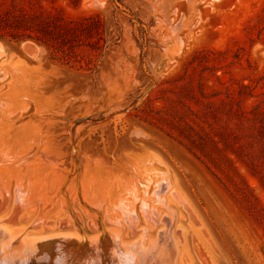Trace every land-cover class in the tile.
<instances>
[{"label":"rangeland","instance_id":"obj_1","mask_svg":"<svg viewBox=\"0 0 264 264\" xmlns=\"http://www.w3.org/2000/svg\"><path fill=\"white\" fill-rule=\"evenodd\" d=\"M0 228L264 264V0H0Z\"/></svg>","mask_w":264,"mask_h":264},{"label":"water","instance_id":"obj_2","mask_svg":"<svg viewBox=\"0 0 264 264\" xmlns=\"http://www.w3.org/2000/svg\"><path fill=\"white\" fill-rule=\"evenodd\" d=\"M126 249L128 250L125 253L121 252V257L116 250L111 256V264L114 261L121 264H159L156 261H148L147 258L151 259L148 254H140L128 259L125 254L130 250ZM159 259L164 264H170V260L166 262ZM0 264H80V260L75 255V250L69 247L66 238L52 237L25 242L20 237L10 238V235L0 228Z\"/></svg>","mask_w":264,"mask_h":264},{"label":"bare ground","instance_id":"obj_3","mask_svg":"<svg viewBox=\"0 0 264 264\" xmlns=\"http://www.w3.org/2000/svg\"><path fill=\"white\" fill-rule=\"evenodd\" d=\"M28 46H29V45H28ZM31 47H32V45H31ZM28 49H29V47H28ZM166 231H167V230H166ZM163 232H165V231L163 230ZM160 235H161V234H159V237H161ZM162 235H163V233H162ZM164 236H165V235H164ZM169 238H170V237H169ZM158 239H159V238H158ZM152 242H153V241H152ZM152 242H151V244H153ZM154 242H155V241H154ZM156 243H157V242H156ZM156 243H155V244H156ZM161 244H163V243L161 242ZM166 245H167V244H166ZM172 245H173V243H172ZM172 245L169 244V246H171V247H172ZM158 246H159V245H158ZM158 246H157V247H158ZM160 246H161V245H160ZM129 247H130V246H129ZM129 247H128V248H129ZM137 247H139V245H138ZM130 248H131V247H130ZM163 248H164V247H163ZM166 248H168V247H165V249H166ZM121 249H122V248H121ZM151 249H152V248H151ZM139 250H140V248H139ZM142 250L144 251V249H142ZM142 250H141V251H142ZM152 250H153V249H152ZM134 255L136 256V252H135ZM168 255H169V254H168ZM126 257H127V256H126ZM168 257H169V256H168ZM166 260H167V259H166ZM170 264H171V263H170Z\"/></svg>","mask_w":264,"mask_h":264}]
</instances>
